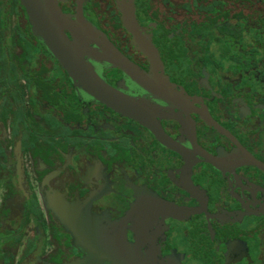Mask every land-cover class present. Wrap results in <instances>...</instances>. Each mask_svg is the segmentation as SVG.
<instances>
[{
	"label": "flooded vegetation",
	"instance_id": "flooded-vegetation-1",
	"mask_svg": "<svg viewBox=\"0 0 264 264\" xmlns=\"http://www.w3.org/2000/svg\"><path fill=\"white\" fill-rule=\"evenodd\" d=\"M56 3L175 93L157 96L83 39L89 71L149 119L110 107L19 0H0V264H264V0H133L154 67L114 0Z\"/></svg>",
	"mask_w": 264,
	"mask_h": 264
},
{
	"label": "water",
	"instance_id": "water-1",
	"mask_svg": "<svg viewBox=\"0 0 264 264\" xmlns=\"http://www.w3.org/2000/svg\"><path fill=\"white\" fill-rule=\"evenodd\" d=\"M30 14L31 24L36 32L44 39L49 49L56 55L63 66L71 74H78L80 84L92 95L110 107L138 119H149L145 115L146 104L143 100L129 97L101 81L82 59L79 45L83 39H89L99 47V51L89 53L104 60L111 66L119 67L132 79L145 86L157 96L171 99L175 92L167 82L143 73L134 63L124 57L104 36L102 32L87 24L83 18L77 22L69 20L57 6L56 0H19ZM123 27L131 35V42L148 58L151 66L159 63L158 55L152 44L141 35L134 16L133 0H114ZM68 27L75 41L71 42L62 32V27ZM80 39L82 42L78 41ZM74 70V71H73ZM154 126H156L154 124ZM158 138L168 144L161 130L155 128Z\"/></svg>",
	"mask_w": 264,
	"mask_h": 264
},
{
	"label": "rangeland",
	"instance_id": "rangeland-1",
	"mask_svg": "<svg viewBox=\"0 0 264 264\" xmlns=\"http://www.w3.org/2000/svg\"><path fill=\"white\" fill-rule=\"evenodd\" d=\"M222 45V44H221ZM222 49V48H221ZM227 60H228V56H225V55H220L218 57V62L216 63V66L219 65V66H226L227 65ZM101 67V66H100ZM214 84H216L215 80H213ZM217 85V84H216ZM80 97H83V95H81ZM84 107H87L88 109L90 110H96L98 109V106L97 104H95L94 102H89L87 100H84ZM62 120L61 116H59L58 119H55L54 121L57 123L56 125H59L60 124V121ZM130 126V125H128ZM69 131H67L66 129H64L62 132H61V135H69ZM70 139V138H69ZM67 140V136H66V139ZM71 142H74V141H71ZM103 145H105V143H102ZM13 239V237H12ZM4 257V254L0 251V261L3 259Z\"/></svg>",
	"mask_w": 264,
	"mask_h": 264
}]
</instances>
